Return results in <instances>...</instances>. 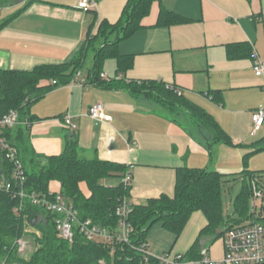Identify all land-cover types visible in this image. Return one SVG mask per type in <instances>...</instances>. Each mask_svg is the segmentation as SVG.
<instances>
[{"label": "crops", "instance_id": "1", "mask_svg": "<svg viewBox=\"0 0 264 264\" xmlns=\"http://www.w3.org/2000/svg\"><path fill=\"white\" fill-rule=\"evenodd\" d=\"M30 1L9 0L0 7V22L26 7L0 28V68L30 70L40 64L70 60L82 46L94 16L95 25L102 20L114 23L126 2L99 0L96 12L92 13L78 9L77 0ZM161 2L190 20L158 26L159 3L154 2L141 21L142 27L117 46L120 53L133 54L131 68L120 77L127 81L158 80L176 86L210 113L234 144L247 145L264 137V126L250 134V114L264 104V76L253 72L251 55L235 59L226 55L227 46L245 43L251 52L264 57V0ZM115 68L114 61L112 75L104 69L103 73L111 77ZM81 70L77 78L53 87L32 104L30 113L36 119L29 125V143L37 153L59 154L73 132L80 158L110 160L130 167L132 182L127 201L131 205L145 203L160 194L171 195L180 167L207 168L227 174L244 168L237 146L217 143L210 157L201 137L191 135L185 124L168 120L156 104L133 98L123 90L94 86L88 81V70L86 75ZM212 90L222 92L221 103L208 96ZM95 102L104 105L110 122L96 121L87 115L89 106ZM66 115L76 125L74 129L65 124ZM240 148L243 153L248 150ZM246 167L264 170V151L251 156ZM80 188L85 195L89 194L84 183H80ZM49 191L59 193L60 184L51 181ZM259 203L256 202L257 207ZM206 222L202 212L194 211L168 250H165L168 244H149L153 229L160 234L164 230L169 234L163 235L167 240L173 236L155 223L147 234V250L152 255L170 250L185 253ZM223 253L222 238L212 242L207 251L214 259L222 258Z\"/></svg>", "mask_w": 264, "mask_h": 264}, {"label": "trees", "instance_id": "2", "mask_svg": "<svg viewBox=\"0 0 264 264\" xmlns=\"http://www.w3.org/2000/svg\"><path fill=\"white\" fill-rule=\"evenodd\" d=\"M154 2L159 3L156 25L171 26L190 20L164 7L161 0H126L116 22L102 20L95 25L94 16L82 46L70 60L40 64L30 70L0 68V116L10 110H15L18 116V122L4 128L2 135L21 160L25 175L20 184L12 180L13 163L0 149V179L12 181L9 190H0V264H159L152 256L145 260L140 251V247L147 244L151 226L159 223L176 240L194 211L202 212L207 222L183 253L186 260L198 259L207 253L208 250H203V238H209L212 243L222 238L227 229L245 222H257L264 227V170L246 167L251 156L264 151V137L247 145L234 144L215 118L182 92L178 94L176 86L158 80L127 81L120 77L131 68L133 54H122L117 46L142 27L141 21L149 14ZM7 3L9 0H0V7ZM25 8L0 22V28L17 18ZM251 53V47L245 43L226 48L229 59L250 56ZM89 54H92V66L87 74L90 84L107 90L126 91L133 98L155 103L168 120L183 125L187 122V130L195 138L204 140L210 157L217 143L248 149L242 157L244 168L238 173H229L237 175L234 180H241L230 214L224 213L222 196L227 173L180 167L176 170L171 195L160 194L148 198L145 203L132 205L127 218L131 226L127 242L88 240L78 229H75L71 241L58 236L55 215L40 205H34L28 197L30 194H43L48 199L61 195L77 211L78 221L90 220L100 227L115 230L116 209L124 198L129 197L131 188V185L124 187L121 182L127 166L110 160L80 158L73 132L67 136L59 154H39L29 143V125L36 119L30 113L32 104L53 87L69 83L84 67ZM108 59L115 61V73L111 77H101L103 64ZM208 96L216 103L222 102L220 90L209 91ZM109 176L120 180L114 186L103 185L101 180ZM51 181L60 184L59 193L49 191ZM252 181L262 192L258 207L252 204ZM80 183L86 185L88 195L83 193ZM21 190L24 196L19 195ZM26 226L39 232V235L29 234L35 248L28 258L23 256L28 249ZM20 238L25 239L24 250L18 248Z\"/></svg>", "mask_w": 264, "mask_h": 264}, {"label": "built area", "instance_id": "3", "mask_svg": "<svg viewBox=\"0 0 264 264\" xmlns=\"http://www.w3.org/2000/svg\"><path fill=\"white\" fill-rule=\"evenodd\" d=\"M99 0H77L76 7L82 11H96ZM252 70L256 75L264 76V57H260L256 51L251 53ZM79 73H76L75 78ZM101 77H105L101 73ZM55 83V81H52ZM178 94L181 90L177 88ZM87 115L96 121L110 122L111 116L106 112L105 107L100 102H95L88 108ZM65 124L71 129L76 125L71 122L70 116L64 117ZM18 122L17 112L10 110L8 113L0 116V149L5 151V157L13 163L12 180L15 183L24 181V169L21 160L17 157L13 147H11L2 131L4 128L12 127ZM251 131L254 135L264 126V104H259L250 114ZM124 187H129L132 182V172L127 166L121 177ZM252 204L256 205V201L260 202L262 192L259 190L254 181H252ZM12 185L11 180L0 179V190H9ZM19 195L24 196V192L19 191ZM29 199L34 205L44 207L50 213L55 215V226L59 237L71 241L75 229H78L82 235L88 240L100 241L103 243H111L113 241H128V235L131 229L127 218L131 211L132 205L124 198L122 203L117 207V225L115 230H108L91 223L90 220L78 221L77 211L62 197L57 195L54 199H48L43 194L32 193ZM223 256L220 259H214L207 253H204L198 259L186 260L183 253L166 252L161 255H152L147 250V244L140 247V251L144 253L145 260L148 256L158 259L159 264H262L264 263V227L257 222H245L243 224L234 225L227 229L223 236ZM19 250L25 249V239L20 238L18 241Z\"/></svg>", "mask_w": 264, "mask_h": 264}, {"label": "rangeland", "instance_id": "4", "mask_svg": "<svg viewBox=\"0 0 264 264\" xmlns=\"http://www.w3.org/2000/svg\"><path fill=\"white\" fill-rule=\"evenodd\" d=\"M91 66H92V54H89V56L86 59L85 66L81 70L82 75H86V71ZM113 68H114V61L112 60H107L103 67V69L111 75L113 73ZM184 123L186 124L187 122H184ZM238 151L242 152V154L240 155V160H242V157L244 155L243 153L244 150L243 148L238 147ZM233 177H237V175L228 174V176L225 177V179H227V182L224 183L223 190H222V196H223V202H224V213L226 215L232 212V202L241 187V180L240 179L234 180ZM101 183L105 186H114L118 183V178L116 176L115 177L114 176L105 177L101 180ZM256 202H259V201L257 200ZM157 227H160V226H157ZM25 231L27 232L26 237L28 239V249H26V251L23 253V256L28 258L31 252L35 248L34 242L31 240L29 234L36 233L37 235H39V232L36 229L32 228L31 226H26ZM161 233L162 234H160V232H157L156 229L151 230L149 234V238H148L149 244L150 246H153L156 242L168 244V246L166 247L167 249H165V250H168L170 246H172L174 236H170V240L169 239L167 240L165 239V236L163 235H169V234H166L164 230H162ZM150 237L152 238L151 241H150ZM202 243H203V250L205 252L206 250H208L209 246L212 244L209 238H203Z\"/></svg>", "mask_w": 264, "mask_h": 264}]
</instances>
